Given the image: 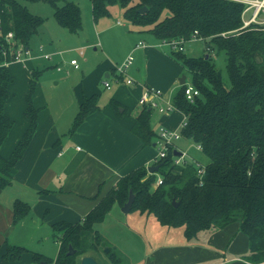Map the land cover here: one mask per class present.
<instances>
[{"label":"trees","instance_id":"1","mask_svg":"<svg viewBox=\"0 0 264 264\" xmlns=\"http://www.w3.org/2000/svg\"><path fill=\"white\" fill-rule=\"evenodd\" d=\"M54 9L57 22L72 33L82 29L83 14L72 0H47ZM95 20L111 16V6L119 4L125 18L160 41L190 38L197 31L205 43V52L194 56L186 51H170V55L193 78L199 95L189 100L185 83L174 97L177 109L185 114L182 138L201 146L208 158L203 183L193 162L176 164L174 152L161 158L157 172L139 167L122 176L97 204L79 221L60 220L52 225L59 242L56 258L34 252L36 263L80 264L82 256L99 252L103 234L97 225L115 206L122 207L135 194L130 211L152 214L163 226L183 227L188 240L205 230L220 229L239 221L248 236L246 258L264 264V22L244 24L243 0H91ZM147 6L148 10L139 9ZM165 10L169 14L164 16ZM0 145L12 130L15 121L6 113L9 85L14 77L3 62L12 61L11 43L6 39L13 32L12 42L29 45L39 32L44 17L33 13L20 0H0ZM207 47L210 48L207 49ZM223 53L229 82L217 67L216 57ZM260 57L259 61L257 58ZM43 69L32 71L25 115L30 125L9 157L0 154V188L10 186L38 127L39 108L33 93ZM99 95L85 97L75 116L71 133L85 118L99 109ZM115 106L119 105L113 101ZM146 144L157 138L152 126V108L142 106L132 127ZM163 182L155 185L158 176ZM178 202L177 205L174 204ZM14 223L31 211V204L21 198L13 203ZM70 246L76 253L69 254ZM113 264L123 258L113 247L108 248ZM29 251L26 246L7 244L5 264L20 260Z\"/></svg>","mask_w":264,"mask_h":264},{"label":"crops","instance_id":"2","mask_svg":"<svg viewBox=\"0 0 264 264\" xmlns=\"http://www.w3.org/2000/svg\"><path fill=\"white\" fill-rule=\"evenodd\" d=\"M116 24L123 25V22L117 19ZM138 30L139 33L126 31L130 39L129 49L119 62L107 54L99 64L97 69L100 75L104 74L103 78H99L100 82L95 78H82L77 82L70 80L69 89L47 93L43 82L38 79L33 93L34 105L40 109L38 127L17 164L13 183L5 189L0 188V264L6 263L4 255L7 244L21 245L13 242L15 231L22 233L31 228L32 236L38 238L53 235L52 225L55 222L79 221L122 176L139 167L153 165L157 155L155 140L146 144L132 130L142 108L139 98L146 86L162 90L166 97V90L181 74L182 67L169 54L172 51L169 46L152 33L145 35L141 29ZM35 36L42 40L40 29L31 39L30 46ZM146 39L150 41L149 44L145 42ZM140 42L143 44L138 45ZM40 45L46 49L44 44H39L34 47L35 54L39 53ZM136 51L140 52L142 64L137 63L135 70H131V67L127 70V77H133L134 82L127 83L126 79L116 81L115 66L124 61L126 54L134 55ZM79 54L84 55V51L81 53L79 50ZM39 57L42 56L6 63L14 80L9 85L5 110L15 124L0 145V154L4 157L11 155L30 125V119L25 115L27 94L31 88L32 71L35 68L43 69L40 63L35 64ZM59 65L54 62L51 66L59 67L60 71ZM73 68L82 69L81 66ZM64 79L66 77H62ZM111 79L114 83L108 88L104 83ZM55 83L59 85L61 82ZM93 94L99 95V109L90 113L71 133L82 100ZM113 101L119 105L115 106ZM181 114L186 117L179 109L165 114L153 108L152 126L156 130L161 125L179 129ZM153 120L157 123L155 127ZM176 144L182 150L187 147H182L178 141ZM16 198L31 204L29 214L18 223H14L13 211ZM112 210L121 211V207L115 206ZM152 226L155 230L148 236L154 240L146 245L143 255L131 264H260L246 258L249 239L241 231L239 221L220 229L202 231L190 240L186 238L183 227L160 226L156 221ZM134 229L137 233L141 232L137 227Z\"/></svg>","mask_w":264,"mask_h":264},{"label":"rangeland","instance_id":"3","mask_svg":"<svg viewBox=\"0 0 264 264\" xmlns=\"http://www.w3.org/2000/svg\"><path fill=\"white\" fill-rule=\"evenodd\" d=\"M20 1L26 4L32 12L44 17V22L40 27V31L43 34L42 40L35 36L31 42V46L34 48L39 44H44L46 49L42 53H36L35 55H51V58H45L42 56L39 57L40 59L35 60V64L40 63L41 67L45 69L43 75H40L39 80L43 82L44 89L47 93H50V91L69 89L70 84L68 83L70 80L77 82L82 78H85L86 80H93L95 78L97 81L99 78H103L104 74L100 75V71L97 68L99 64H102L103 60H105L107 54L112 55L114 60H116L115 62H119L127 52V49H129L128 44L130 43V39L126 36V31L131 30L139 33L138 31L140 30L138 29H141L142 34L144 33L147 35L148 33L147 31L145 32V30H142V27L130 23L125 18L124 9L119 4L111 6V16H104L95 20L91 0H72L79 4L83 14L82 29L79 33H72L57 22L54 17V9L47 0ZM168 14V10H165L163 13L164 16ZM117 19H120L123 22V25L116 24ZM257 22H264L263 11L257 17ZM145 35H143V37H145ZM43 41L44 43H41ZM145 42L148 44L150 43L148 39H146ZM94 45L97 46L96 50L94 49ZM188 45L189 48L187 53L190 55L199 56L205 52V43L203 40H194ZM81 48H83L84 51V55L82 56L79 54ZM158 48L160 49V47ZM139 53V51L134 53L135 61L130 68L131 70L137 68V63L140 66L142 64ZM129 54L130 53H128V55ZM128 55L126 54V57ZM73 58L78 60L79 65L82 67L81 70L73 68L74 65L71 64ZM54 62L60 64V71L58 70L59 67L57 69V67L51 66ZM3 63L7 66V62ZM216 64L222 71L225 82L228 83L229 79L226 72L225 55L223 53L216 57ZM181 67V74L166 90L167 94L164 98L171 102L174 101L175 94L179 92L182 87L179 80L181 76H186V84H193L191 72L182 65ZM62 77H66V79L62 80ZM59 80L61 83L58 85L55 81ZM100 80L101 79H99V82ZM66 81L68 82L66 83ZM113 81L114 80L112 79L110 80L111 84L114 83ZM19 83H21V80H19ZM108 92L109 90L106 91V93ZM175 111H177V109H174L172 112ZM180 117L181 122L186 121L182 114ZM156 120H153L154 127L157 126ZM178 143L182 147L183 145L185 147L187 146L185 150L188 153V156L193 157L195 155L196 158L203 163L208 161V158L203 155L200 150H197L195 143L186 142L182 137L178 140ZM155 221L157 225L161 226L159 221L152 214L140 213L136 210L127 213L122 210H112L107 218L97 225L98 229H100L103 234V241L101 250L93 253L94 258H96L99 264H113L106 251L109 247H113L123 258L122 264H131L134 259H138L143 255L146 245L154 240V238L152 239L148 235H150V233L152 235V232H154L155 229L152 225ZM136 227L141 232H135L136 229L134 228ZM19 231H15L13 242L26 246L29 248V251L25 252L20 260L10 261V264H53L52 262L44 263L43 261V263H36L33 260V254L34 252H38L45 255L47 258H56L59 242L55 236L47 234L46 237L43 236L38 238L32 236L31 228H27V230H24L22 233H19Z\"/></svg>","mask_w":264,"mask_h":264},{"label":"built area","instance_id":"4","mask_svg":"<svg viewBox=\"0 0 264 264\" xmlns=\"http://www.w3.org/2000/svg\"><path fill=\"white\" fill-rule=\"evenodd\" d=\"M247 3V7L245 8L243 12V20L244 24L242 27L249 26L252 22H257V17L259 14L263 11L264 12V0H243ZM1 21V20H0ZM13 32H9L6 35V39L8 42L11 43L12 46H10L11 54L13 56L12 61H25L28 58L36 57L35 50L30 45H25L23 43H16L12 42L13 40ZM194 40H202L198 36V32L195 31L190 38H177V39H171V40H164L162 41L163 44L169 46L171 50L173 51H186L187 45L194 41ZM143 42H140L138 45H142ZM207 49L210 50L209 47ZM39 53H42L44 51V47L41 45L38 48ZM83 53V51H80ZM40 56H44L45 58H51V55L49 54H41ZM134 55L130 53L124 61L120 65H116L115 70V76L116 81H121L122 79H126L127 83H133L134 79L132 77H127V70L131 67V65L134 62ZM71 64L74 65L76 68H79L80 65L78 63V60L76 58H73L71 60ZM105 86L110 88L111 82L110 80L105 81ZM185 87V94L189 100H193L195 96L199 95V90L193 85V84H186ZM139 102L142 106H148L150 108L159 109L165 114H169L174 109H176V106L174 102H171L170 100H166L164 98V93L162 90L146 86L143 93L141 94L139 98ZM186 125V121L182 122L179 129H173L166 127L164 125H161L157 130V138L155 140V145L157 148V155L153 160V165H156V163L161 159L168 155V152L170 150H173L174 152V162L176 164H183L187 162H193L197 167V173L200 178V184L203 183L202 179L205 174V163H203L201 160H199L196 157L188 156V153L186 150H182L177 146V141L182 137L181 130ZM196 148L201 151V146L196 145ZM175 150L181 151L180 155H177L175 153ZM163 182L162 176L159 175L155 185H159Z\"/></svg>","mask_w":264,"mask_h":264},{"label":"water","instance_id":"5","mask_svg":"<svg viewBox=\"0 0 264 264\" xmlns=\"http://www.w3.org/2000/svg\"><path fill=\"white\" fill-rule=\"evenodd\" d=\"M147 10H148V7L147 6H143V7H141L139 9V11L142 12V13L145 12V11H147ZM257 59L259 61L261 60L260 57H258ZM180 81H181V84H184L186 82L185 75H183L180 78ZM175 153L177 155H180L181 154V151L175 150ZM159 168H160V164H156V165L149 166L148 167V170H149V172L154 173V172H157L159 170ZM134 198H135V194H134L133 190H131L128 201L121 207V210L123 212L127 213V212H129L131 210L132 205H133V202H134ZM174 204L177 205L178 202H175V200H174ZM106 251L108 252L109 249H107ZM74 253H76V249H74L72 246H70L69 254H74ZM80 264H99V262L93 256H91V255H85V256H82L81 257Z\"/></svg>","mask_w":264,"mask_h":264}]
</instances>
